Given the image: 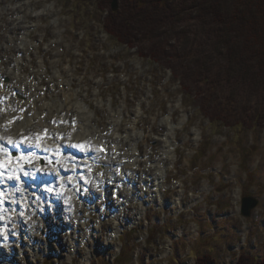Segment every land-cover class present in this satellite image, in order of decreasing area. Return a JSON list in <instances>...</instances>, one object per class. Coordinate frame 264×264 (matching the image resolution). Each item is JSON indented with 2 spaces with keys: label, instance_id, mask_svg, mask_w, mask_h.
Returning <instances> with one entry per match:
<instances>
[{
  "label": "rangeland",
  "instance_id": "rangeland-1",
  "mask_svg": "<svg viewBox=\"0 0 264 264\" xmlns=\"http://www.w3.org/2000/svg\"><path fill=\"white\" fill-rule=\"evenodd\" d=\"M167 1L171 19L130 48L105 32L107 11L98 0H0V68L11 71L0 84L17 85V72L39 80L41 73L32 72L40 63L52 74L54 52L61 50L60 68L72 70L67 79L92 106L102 135L110 132L112 105L122 111L124 128L137 124L139 147L153 161L169 141L171 146L160 161L165 174L147 188L151 194L143 202L130 198L115 214L102 213L99 204L86 215L91 236L74 263L62 247L69 235L59 231L47 255L33 264H82L91 245L96 254L91 264H195L203 256L214 264H235L243 254L264 262V82L219 75L224 60L212 50L188 0ZM111 2L113 10H121L120 0ZM154 43L165 50L160 62L138 51ZM27 50L29 56L20 54ZM35 96L26 99L34 103ZM245 199L258 202L249 216L243 214ZM54 208L50 218L61 227L72 216L71 200ZM15 214L24 235L29 212ZM25 263L21 256L6 264Z\"/></svg>",
  "mask_w": 264,
  "mask_h": 264
},
{
  "label": "bare ground",
  "instance_id": "bare-ground-1",
  "mask_svg": "<svg viewBox=\"0 0 264 264\" xmlns=\"http://www.w3.org/2000/svg\"><path fill=\"white\" fill-rule=\"evenodd\" d=\"M20 54L29 56L30 52ZM62 54L61 50L54 52L52 74L47 71V65L40 63L32 72L41 73L39 80L17 72V85L0 84V201H3L0 203V264L21 256L26 259L25 264L36 263L38 255H47L50 251L52 240L58 239L54 233L59 231L69 235L62 247L74 263L75 254L91 236L86 215L93 208L101 204L102 213L110 214L106 211L109 210L115 214L122 211L130 198L143 202L144 196L151 194L147 188L151 183L155 186L165 174L160 161L169 154L170 141L153 161L148 151L139 147L142 133L136 132L137 124L124 128L122 111L114 110L112 105L110 132L102 135L100 126L95 124L92 106L73 89V81L67 79V76L71 79L72 70L60 68ZM10 72L0 68V78ZM98 86L99 92L101 83ZM34 92L36 100L31 103L27 99ZM47 93L54 95L52 100ZM99 107H103V102H99ZM163 123L168 125V120ZM125 138L126 147L118 148ZM13 152L17 153L14 158ZM41 159L43 165H40ZM60 171H63L61 176ZM9 173L19 179H9ZM27 179L31 182L26 183ZM138 186L142 189L136 190ZM53 188H57V194L49 191ZM64 198L71 200L72 216H65V225L54 227L55 221L50 216L55 213L54 206ZM42 202L46 203L43 210L37 209L40 208L37 204ZM142 207L145 209L143 203ZM20 209L29 212L24 235L16 223L15 212ZM93 248V245L87 248L82 264L92 263L96 255Z\"/></svg>",
  "mask_w": 264,
  "mask_h": 264
},
{
  "label": "trees",
  "instance_id": "trees-1",
  "mask_svg": "<svg viewBox=\"0 0 264 264\" xmlns=\"http://www.w3.org/2000/svg\"><path fill=\"white\" fill-rule=\"evenodd\" d=\"M111 1L98 0L102 10L107 11L104 30L110 37L130 48H138L137 42L150 39L171 19L167 12V0H120L121 10H113ZM188 2L195 19L205 25V38L208 43H213L212 50L224 60V69L219 75L238 73L244 75L243 79H260L264 82V0ZM138 51L142 56L158 62L162 58L161 52L165 53L158 43H154L150 49L143 47ZM195 264L214 263L211 257L203 256L196 259ZM235 264L264 262L243 254Z\"/></svg>",
  "mask_w": 264,
  "mask_h": 264
},
{
  "label": "water",
  "instance_id": "water-1",
  "mask_svg": "<svg viewBox=\"0 0 264 264\" xmlns=\"http://www.w3.org/2000/svg\"><path fill=\"white\" fill-rule=\"evenodd\" d=\"M115 4H117V1L115 2ZM117 6V5H116ZM251 201L249 200H244V205H243V208H244V211H243V214L246 215V216H249L250 215V211L256 207V205L258 204V202H252V204H250Z\"/></svg>",
  "mask_w": 264,
  "mask_h": 264
},
{
  "label": "snow or ice",
  "instance_id": "snow-or-ice-1",
  "mask_svg": "<svg viewBox=\"0 0 264 264\" xmlns=\"http://www.w3.org/2000/svg\"><path fill=\"white\" fill-rule=\"evenodd\" d=\"M11 142V141H10ZM15 147H19L18 144L14 145ZM0 150H2V146H0ZM25 175H28L27 172L24 173ZM9 179H19V177H9ZM49 191H51V189H49ZM0 203H3V201H0ZM21 215H23V213H21Z\"/></svg>",
  "mask_w": 264,
  "mask_h": 264
}]
</instances>
